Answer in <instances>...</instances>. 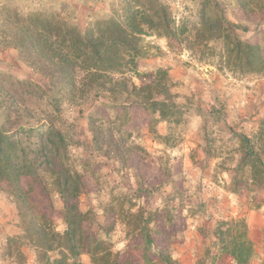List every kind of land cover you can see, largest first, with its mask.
Here are the masks:
<instances>
[{
  "label": "trees",
  "instance_id": "16d2710c",
  "mask_svg": "<svg viewBox=\"0 0 264 264\" xmlns=\"http://www.w3.org/2000/svg\"><path fill=\"white\" fill-rule=\"evenodd\" d=\"M16 1L0 0V47L14 50L40 80H15L0 73V192L14 204L19 229L17 235L5 239L2 255L10 264H29L25 249L32 264H81L83 254L91 264H131L121 261L110 242L120 222L127 237H138L141 264H177L170 245L180 241L184 231L177 221L179 206H169L170 200L161 210L139 207L133 212L137 191L118 193L103 207L112 222L97 225L95 233L85 229L86 222L94 224V215L81 212L76 203L83 189L82 172L69 155L74 144L72 127L61 115V101L78 95L94 99L97 112L88 119L93 148L106 155L113 152L118 158L130 136L122 132L128 119L126 107L142 108L159 123L179 125L185 115L164 69L155 71L148 83L138 86L132 82V77H142L137 64L147 56L145 38L187 41L188 49L195 50L199 58L217 53L229 72L262 79L263 47L241 38L246 28L229 21L217 0H203L198 27L190 37H184L187 30L183 25L175 26L168 6L160 0H123L121 14L115 12L84 31L53 13L19 11ZM233 1L245 14L264 12V0ZM212 44L221 47L216 51ZM213 115L211 110V119ZM224 128L228 140L237 141L235 153L239 156L231 166L230 192L237 195L244 187L264 190V117L252 136ZM157 138L164 146L175 145L173 134ZM204 142L209 156L212 138L208 133ZM232 157L223 159L222 171L230 170L227 163H233ZM22 178L30 179L26 187ZM34 186L49 201L52 195L61 200L62 231L32 201ZM188 208V217L197 216L201 209V216L211 220L203 207ZM255 209L261 208L257 205ZM185 216L179 220L185 221ZM196 231L203 239L197 264H220L225 256L232 264H252L257 258L243 220L218 219L211 227L197 224ZM157 238L162 239L161 245L156 244Z\"/></svg>",
  "mask_w": 264,
  "mask_h": 264
},
{
  "label": "rangeland",
  "instance_id": "374dc122",
  "mask_svg": "<svg viewBox=\"0 0 264 264\" xmlns=\"http://www.w3.org/2000/svg\"><path fill=\"white\" fill-rule=\"evenodd\" d=\"M83 1L80 0L82 3L78 7L77 0H18L15 6L23 12L37 10L53 13L75 24L82 31L96 21L120 12L123 6V0ZM160 1L168 6L175 26L183 25L187 30L184 37L193 35L199 24L198 11L203 0ZM217 1L229 21L246 28V32L240 33L241 38L261 42L259 45L263 47L264 57V12L245 14L233 0ZM144 43L147 56L139 59L137 64L142 77H132V82L138 86L148 83L155 71L164 69L170 79V90L176 95L175 101L184 110L183 122L179 125L159 123L156 122V116L142 108L126 107L128 119L122 132L130 136L126 137L125 148L116 158L113 152L106 155L93 148L88 119L97 112L96 101L80 95L63 98L60 104L61 115L72 127L70 132L74 141L69 147V155L76 168L82 172L83 189L76 203L81 212L91 211L94 215V224L86 222L84 227L95 233L97 225L107 226L112 222L113 218L103 213V207L113 197L116 199L118 193L132 195L137 191L133 198V212L139 207L146 211L161 210L170 200L169 206H179L177 221L184 231L181 240L170 245L172 256L187 261L197 250L193 242L198 244L201 251L203 248L196 231L197 224L211 227L214 220L237 219L243 220L247 231H250L251 226H256L254 217H264V190L254 188L251 191L244 187L237 195L230 192L231 166H234L239 156L235 153L237 141H229L224 128L225 125L230 130L247 136L256 132L258 120L251 121L256 104L241 100V96L248 94V81L253 78L229 72L217 53L211 57L199 58L195 50L192 52L188 49L189 43L184 40L177 42L152 36L145 38ZM212 46L216 51L221 47L220 44ZM0 73L15 80H40L10 48L0 47ZM258 107L255 114L264 117V100ZM211 110L214 111L212 119ZM117 111L122 113L121 109ZM101 113H105L104 110ZM205 133L212 138L209 156L205 154ZM160 134H173L175 145L168 147L161 144L157 138ZM228 156H233V163H227L230 170L222 171L220 164ZM28 183L30 179L22 178V186L26 187ZM31 196L38 210L46 213L57 225V229L62 231L61 200L52 195L49 201L37 186L33 187ZM1 199H7L2 192L0 203ZM10 204L12 205L11 202ZM190 205L195 206L191 211L198 209V206L203 207L205 216L211 220L201 216V209H198L200 212L197 216L188 217ZM257 205L261 209L256 210ZM185 214L186 219L182 222L179 219ZM250 215L254 225L247 223ZM125 231V227L117 222L110 238L112 249L120 253L121 261L141 264V254L137 248L140 241L138 237H127ZM196 235L201 245L196 241ZM259 239L263 244L262 252L253 264L264 263L263 229ZM161 240L157 238L156 244L161 245ZM4 243L5 239L0 234V264H10V260L2 255ZM25 253L30 262V252L25 249ZM81 256V264H91L88 255L86 258ZM222 262L231 264L226 256L222 258Z\"/></svg>",
  "mask_w": 264,
  "mask_h": 264
},
{
  "label": "crops",
  "instance_id": "0c3cea01",
  "mask_svg": "<svg viewBox=\"0 0 264 264\" xmlns=\"http://www.w3.org/2000/svg\"><path fill=\"white\" fill-rule=\"evenodd\" d=\"M80 3H81L80 0H77V6L78 7L81 5ZM244 41H246V42H248L250 44H253V45L261 43L258 40H255V41L244 40ZM248 85L250 86V87L247 88V93L248 94H246L244 96H241V100L245 99V101L248 102L249 104H256L254 106L255 111L253 112V117H251V121L254 122V121H257L260 118H262L261 115H258V114H255V113L257 112V109L259 108L258 105L262 104V101L264 100V79L259 78V77L250 79L248 81ZM244 97H246V98H244ZM251 102H253V103H251ZM255 127H256V125H255ZM1 200L2 201L0 203V208H2V209H0V225H2V226H0V234H1V237L3 239H6L7 237L17 235L19 233V229L17 227V214H16L15 209L12 207L10 202H8L7 200H5V199H1ZM2 211L4 213H2ZM2 216H4V217H2ZM252 218L253 217L250 215L249 218L247 219L248 225H254V223H252V221H251ZM254 218H255V221H256L255 222L256 226H251V228H249L250 231H247V233H248L249 239L254 244L255 251H256V254H257V257H258V255H260L261 252H262V245L263 244H262L261 240L259 239V236L262 234V229H263V226H264V217L261 216V217L258 218L257 216H255ZM199 237L202 240L201 244H203V239H202L200 234H199ZM196 241L197 242L199 241L198 236H197V240ZM198 243L200 244V242H198ZM193 246L197 250L195 251V255H192L190 257V259H188L187 261H185V259H180L179 260V259H177V257L173 256L174 259L176 258L175 260H176L177 264H197V260H198L197 256H198V254H199V252L201 250L198 249V244L197 243L193 242ZM202 247H203V245H202ZM201 252H200V254H201ZM81 257L82 258H86L87 256L86 255H82ZM229 260L231 261L230 258H229ZM230 263L232 264V261ZM253 263L254 262H252V264ZM29 264H32V257H31V261L29 262ZM220 264H223L222 259H221V263ZM258 264H261V263H258Z\"/></svg>",
  "mask_w": 264,
  "mask_h": 264
}]
</instances>
